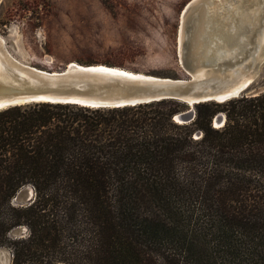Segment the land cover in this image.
I'll list each match as a JSON object with an SVG mask.
<instances>
[{
  "label": "trees",
  "instance_id": "obj_1",
  "mask_svg": "<svg viewBox=\"0 0 264 264\" xmlns=\"http://www.w3.org/2000/svg\"><path fill=\"white\" fill-rule=\"evenodd\" d=\"M184 109L165 99L0 110V246L11 264L38 250L40 264H264V92L198 103L192 121H174ZM24 185L34 200L13 205ZM21 224L29 235L9 238Z\"/></svg>",
  "mask_w": 264,
  "mask_h": 264
},
{
  "label": "water",
  "instance_id": "obj_2",
  "mask_svg": "<svg viewBox=\"0 0 264 264\" xmlns=\"http://www.w3.org/2000/svg\"><path fill=\"white\" fill-rule=\"evenodd\" d=\"M207 1L189 0L180 14L181 34H177L176 54L186 77L141 74L104 63L68 64L54 71L39 69L16 59L1 38L0 110L35 102L121 107L171 99L186 105V109L173 115V120L187 123L193 120L194 106L198 103H223L259 95L264 86L255 85V79L264 60V38L261 44L256 43L252 35L254 25L246 21L238 31L219 28L217 16H210L212 21L206 31L198 20L205 21L207 15L203 19L200 15L194 17L193 10L200 12ZM209 58L213 61H208ZM220 59L239 62L227 67L220 65ZM203 67L207 73L200 77L199 70ZM28 189L33 191L30 185L20 189L26 201L31 198L27 196ZM16 198L17 193L13 203H17Z\"/></svg>",
  "mask_w": 264,
  "mask_h": 264
},
{
  "label": "rangeland",
  "instance_id": "obj_3",
  "mask_svg": "<svg viewBox=\"0 0 264 264\" xmlns=\"http://www.w3.org/2000/svg\"><path fill=\"white\" fill-rule=\"evenodd\" d=\"M188 1L109 0L104 5L101 0H0V35L16 59L39 69L59 70L69 62H108L133 72L156 75L152 72L161 71L186 77L178 64L176 49L180 14ZM255 85L264 86V60ZM216 115L222 119L218 117L220 121L215 125L212 118L211 127L221 128L225 111ZM191 137L199 139V129ZM20 189L17 203L13 198L10 202L16 206L30 204L35 191L26 201ZM28 235L25 224L8 233L12 239ZM67 237L60 244V251L66 254L73 248L72 239ZM39 252L28 264L45 260L46 250ZM12 253L10 246L1 245L0 264H11Z\"/></svg>",
  "mask_w": 264,
  "mask_h": 264
},
{
  "label": "bare ground",
  "instance_id": "obj_4",
  "mask_svg": "<svg viewBox=\"0 0 264 264\" xmlns=\"http://www.w3.org/2000/svg\"><path fill=\"white\" fill-rule=\"evenodd\" d=\"M200 9H201L200 12L196 9L193 10L194 14L196 13L194 17L196 15H200V17H202L203 19V17L207 15V18L205 19V21L198 20L199 23H202V25L205 26L206 31H209V24L212 21V18L210 16H213V17L217 16L218 18L220 17V19H217L219 20L217 22V26L219 28L221 27V28L229 29V31H235V30L238 31V29L241 28L244 22L246 21L249 24L254 25V29L252 33V35L254 36L253 38L256 41V43L261 44L264 38V0H209L203 3ZM257 31L259 32V34ZM178 33L180 36L181 28H179ZM1 38L4 39L0 35V40ZM224 50L226 51V49ZM210 60L211 59L209 58L208 61ZM0 61H1V58H0ZM211 61H213V59ZM219 62L221 66L227 65V67H233L234 65H237L236 63L239 62V59H231V60L225 59L224 62H223V59H220ZM76 63L77 62H69L66 65L68 64L73 65ZM235 67L237 68V66ZM49 71H54V70H49ZM206 71H207V68L205 67L201 68L199 70V76L200 77L205 76L207 73ZM137 73H141V72H137ZM141 74H144V73H141ZM220 115L214 119L215 125L218 124L219 121L222 119ZM218 117H220V120L218 119ZM31 193H32L31 189H28L27 196L28 197L31 196ZM2 264H6V263H2ZM54 264H59V263H54Z\"/></svg>",
  "mask_w": 264,
  "mask_h": 264
}]
</instances>
